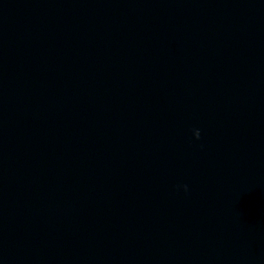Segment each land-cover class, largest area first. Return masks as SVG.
<instances>
[{
    "label": "water",
    "instance_id": "water-1",
    "mask_svg": "<svg viewBox=\"0 0 264 264\" xmlns=\"http://www.w3.org/2000/svg\"><path fill=\"white\" fill-rule=\"evenodd\" d=\"M0 264H264V0H0Z\"/></svg>",
    "mask_w": 264,
    "mask_h": 264
},
{
    "label": "clouds",
    "instance_id": "clouds-1",
    "mask_svg": "<svg viewBox=\"0 0 264 264\" xmlns=\"http://www.w3.org/2000/svg\"><path fill=\"white\" fill-rule=\"evenodd\" d=\"M193 134H194L195 139H197V140L200 139V131L199 130H194ZM183 187H184V191L187 192V190H188L187 186L185 185Z\"/></svg>",
    "mask_w": 264,
    "mask_h": 264
}]
</instances>
